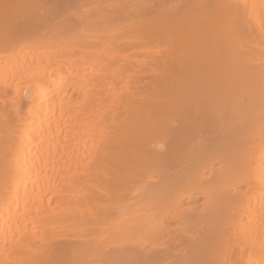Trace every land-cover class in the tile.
I'll list each match as a JSON object with an SVG mask.
<instances>
[{
    "label": "bare ground",
    "instance_id": "bare-ground-1",
    "mask_svg": "<svg viewBox=\"0 0 264 264\" xmlns=\"http://www.w3.org/2000/svg\"><path fill=\"white\" fill-rule=\"evenodd\" d=\"M0 264H264V0H0Z\"/></svg>",
    "mask_w": 264,
    "mask_h": 264
}]
</instances>
